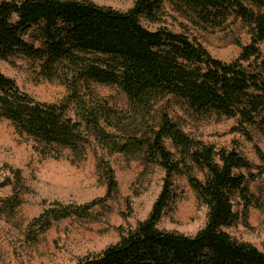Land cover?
Listing matches in <instances>:
<instances>
[{
  "label": "trees",
  "instance_id": "trees-1",
  "mask_svg": "<svg viewBox=\"0 0 264 264\" xmlns=\"http://www.w3.org/2000/svg\"><path fill=\"white\" fill-rule=\"evenodd\" d=\"M175 1L206 23L240 18L250 28V43L241 44L239 56L225 62L184 32L151 30L142 18L156 21L162 0H135L126 11L93 0H0V59L37 62L45 79L69 91L61 102H41L0 70V119L11 121L47 156L59 157L69 149L81 157L94 136L110 153L137 157L164 171L148 216L134 227L120 228L117 243L75 264H264V243L259 248L225 230L236 219L234 195L249 193L245 175L237 172L252 168L249 159L236 147L216 148L191 137L166 112L142 132L155 102L165 96L183 101L197 115L234 117V129L247 137L249 127L264 132V0ZM91 84L120 89L128 110L95 97L88 101L82 92ZM98 168L106 195L83 205L47 208L30 222V240L37 241L54 221L89 217L95 206L114 197L119 189L115 169L106 161ZM196 169L203 172L202 179ZM176 175L187 177L208 209L206 223L195 235L159 227L175 198ZM7 185L9 181L0 183ZM19 203V196L0 197V206L15 209Z\"/></svg>",
  "mask_w": 264,
  "mask_h": 264
},
{
  "label": "rangeland",
  "instance_id": "rangeland-1",
  "mask_svg": "<svg viewBox=\"0 0 264 264\" xmlns=\"http://www.w3.org/2000/svg\"><path fill=\"white\" fill-rule=\"evenodd\" d=\"M102 6L126 11L135 0H93ZM175 0H162L156 21L142 18L151 30L168 28L184 32L202 43L216 58L235 60L240 45L251 41L250 28L240 18L231 16L222 25L203 22L185 13ZM0 70L14 78L21 89L41 102L58 103L66 99L65 85L45 79L37 62L16 59L14 63L0 59ZM91 89V90H88ZM82 93L88 101L98 98L113 108L127 111L125 95L115 86L91 84ZM94 98V99H95ZM73 105L71 114L75 116ZM166 112L188 135L216 148L236 147L252 163V168L238 169L249 187L247 196L233 197L235 222L225 230L235 239L261 248L264 243V132L247 128V137L234 128L238 120L217 114L201 116L191 112L183 101L165 96L159 98L144 122L142 132L159 123ZM127 112L126 114H128ZM124 137L125 133L116 131ZM168 147L176 153L172 142ZM36 142L20 135L11 121L0 119V197L19 196L15 206H0V264H75L80 258L103 251L120 239V228H130L144 220L161 191L164 171L154 164L121 153H110L94 136L85 153L76 157L63 149L59 157L47 156L36 148ZM263 157H262V155ZM106 161L113 166L119 183L118 192L105 205H97L87 218L71 216L54 221L37 241L27 237L30 222L47 208L83 205L104 197L107 187L98 165ZM201 179L203 172L196 169ZM175 198L166 208L159 227L195 235L206 223L207 206L198 198L185 175L174 179Z\"/></svg>",
  "mask_w": 264,
  "mask_h": 264
}]
</instances>
